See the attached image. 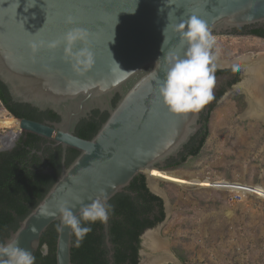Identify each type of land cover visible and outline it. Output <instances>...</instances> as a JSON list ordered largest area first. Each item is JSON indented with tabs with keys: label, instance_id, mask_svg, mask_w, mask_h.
Returning a JSON list of instances; mask_svg holds the SVG:
<instances>
[{
	"label": "water",
	"instance_id": "water-1",
	"mask_svg": "<svg viewBox=\"0 0 264 264\" xmlns=\"http://www.w3.org/2000/svg\"><path fill=\"white\" fill-rule=\"evenodd\" d=\"M193 14L214 34L264 23V0H0V81L14 103L52 110L62 118L53 128L20 120L21 128L54 141L64 156L68 148L79 152L5 243L15 240L34 255L49 226L60 223L61 202L74 203L72 198L78 196L85 203L99 198L108 204L140 174L149 190L163 199L149 187L144 171L171 172L164 169L165 162L198 133L202 109L196 114H171L152 73L163 78L166 65L163 59L156 62L164 52L184 55L186 48L174 26ZM69 17L74 23H66ZM72 28L90 33L94 63L83 74L73 70L63 45L54 50L47 47ZM33 44L43 46L34 54ZM81 46L77 43L73 51ZM117 94L120 98L113 106ZM93 109L107 110L109 117L91 140H85L75 135V127ZM4 150L3 144L0 153ZM43 209L47 216L42 215ZM78 210L79 206L73 211ZM109 220L110 216L103 227L111 250ZM162 224L141 236L140 264H158L163 253L150 247L147 235ZM43 249L47 254V247ZM71 249L72 233L65 228L58 232L57 264H73ZM112 255L110 251L111 260Z\"/></svg>",
	"mask_w": 264,
	"mask_h": 264
},
{
	"label": "rangeland",
	"instance_id": "rangeland-1",
	"mask_svg": "<svg viewBox=\"0 0 264 264\" xmlns=\"http://www.w3.org/2000/svg\"><path fill=\"white\" fill-rule=\"evenodd\" d=\"M215 38L223 60L264 49L249 38ZM244 103L225 97L216 105L197 158L168 173L146 172L168 212L156 233L179 264H264V122L245 118ZM0 110V135L12 130L4 138L11 140L20 127Z\"/></svg>",
	"mask_w": 264,
	"mask_h": 264
},
{
	"label": "trees",
	"instance_id": "trees-1",
	"mask_svg": "<svg viewBox=\"0 0 264 264\" xmlns=\"http://www.w3.org/2000/svg\"><path fill=\"white\" fill-rule=\"evenodd\" d=\"M0 98L7 108L16 113L18 117H31L30 114L33 111L23 114L16 109L31 110L29 105H11L13 103H11L8 90L1 81ZM236 99L240 108L243 109L245 107L244 99L242 97ZM118 100L119 98L116 97L114 104H117ZM217 101L203 117V128L184 147L188 154L193 156L192 158H197L200 155L209 136V119ZM108 117L109 114L106 113L100 122L94 121L90 124L83 122L79 127V137L91 140ZM37 139L38 137L32 134L22 136L12 150L0 153V243H5V240L19 229L22 221L44 199L60 175V172L56 175L43 174L32 169L34 164L42 163L37 154L31 155L28 160ZM78 155L77 150L69 149L67 165L70 166ZM180 155L183 161L186 160L185 154ZM57 157L56 155L53 158L51 165L55 166ZM183 165L182 162L172 160L168 166L180 168ZM108 204L111 205L109 231L112 249H108L106 245L103 223L97 222L92 225V231L79 247L76 246V238L72 234L71 257L73 264H139L142 234L147 229L154 228L163 222L166 217L164 201L149 190L146 177L142 174L136 176L130 185L123 192L116 194ZM58 224L59 222L51 224L43 234L41 245L34 254L35 264H57L58 231L56 229ZM43 246L47 247V254H44ZM110 251L113 252L112 260L109 258ZM182 258L180 257V259Z\"/></svg>",
	"mask_w": 264,
	"mask_h": 264
},
{
	"label": "clouds",
	"instance_id": "clouds-1",
	"mask_svg": "<svg viewBox=\"0 0 264 264\" xmlns=\"http://www.w3.org/2000/svg\"><path fill=\"white\" fill-rule=\"evenodd\" d=\"M66 23L72 24L74 21L69 17ZM168 26L167 24L163 29L164 40L161 52L166 44L165 33ZM174 31L179 35L181 46L186 48L184 55L181 57L171 51L164 52L163 57L156 62L159 64L163 59L166 65L163 78L161 79L156 72L152 75L159 83V97L171 114L177 116L196 114L213 99L214 72L217 67V55L213 49L216 38L209 30L207 23L195 14L191 15L187 21L176 24ZM89 37L88 30L72 28L63 35L61 40L52 41L47 47L54 50L63 45L65 57L72 64L73 70L83 74L94 63V55L88 46ZM77 43L82 46L74 52L73 49ZM42 46V44H33V53L38 52L39 47ZM72 199L74 203L65 200L59 204L60 223L56 230L62 232L67 228L74 234L75 244L79 247L92 231V225L108 221L111 205L99 198L90 203H85L78 196ZM78 206L79 210L74 213L73 210ZM48 214L47 209L42 210V215L47 216ZM0 264H35V256L19 247L18 243L13 240L0 243Z\"/></svg>",
	"mask_w": 264,
	"mask_h": 264
},
{
	"label": "flooded vegetation",
	"instance_id": "flooded-vegetation-1",
	"mask_svg": "<svg viewBox=\"0 0 264 264\" xmlns=\"http://www.w3.org/2000/svg\"><path fill=\"white\" fill-rule=\"evenodd\" d=\"M213 35L215 37H226L229 39L249 38L252 40L264 42V23L254 25V26H248V27H243V28L221 31L219 33L215 32ZM261 46L262 45L260 44L259 47H261ZM213 51L215 52V47H214ZM216 55H217V60H216L217 67H216V71L214 72L215 84H214V88H213V99L202 108V114H201V120H200L202 127L200 128V130L203 128V125H204L203 117L207 115L211 106L215 103L216 100H218L217 101V104H218L225 97L226 98H232V99L237 98V97H239V98L242 97L245 100L247 106H249V98L252 96L253 93H255L254 87L251 86L252 83L250 84L247 81V79H249V77H250L249 75L250 74L253 75V72H250V71H254V72L256 71L255 73H262V75L264 77V66H263L264 65V49L261 51H257V52L256 51H254V52H247V51L242 52L241 55H239L236 58L231 59V60H225V59L223 60L218 56V54H216ZM261 60H263L262 61L263 67L261 66L259 68L258 67L259 61H261ZM262 87L263 88H261L259 91V96H260V100L264 103V85ZM116 97L120 98V94H117L112 98L111 105H113V106L116 105V104H114ZM11 103H13L11 105L17 104V103H14L12 100H11ZM17 105H21V104H17ZM0 108H4V110L7 111V113L10 114V116H12L14 120H16V122L18 123V125L20 127L19 128L20 130H17L16 133H14V135L11 137V140L9 137L12 134H10V135H8V134L12 130L9 131V133L6 135H0V138L2 139V143L5 144V148H6V150H4L2 152H7V151L12 150L16 146V144L19 142V140L21 139L22 136L24 137L28 134H32V135L38 137V139L36 140V142H34L35 147L32 150V152H30V156L28 157V160L31 158V155L37 154V156H39V158L42 161V163L34 164V166L32 168L34 171H36L37 173L56 175L58 172H60V174H61V172L65 166L68 167V165H67L68 151H69V149H72V148H68L66 150V154L64 156L63 148L61 146H57L54 141H50L46 138H43V137L38 136L36 134H33L27 130H23L21 128L20 123H19L20 120H25V121L27 120V121H31V122H34V123L39 124V125H43V126H47L49 128H53V127H55V125L61 123L62 118L59 115H57L52 110H40L38 108H34V107L30 106L31 110H29L27 108H24V109L23 108H16L18 111H21L23 114L31 113L33 111V113L30 114V116H31L30 118H20L17 116L16 113H13L12 111H10L7 108V106L2 102L1 98H0ZM106 113L109 114V112L107 110L101 111L99 109H93L90 112H88L86 117L81 118L79 120V122L77 123V125L75 127V135L79 137V134H78L80 132L79 127L82 126L83 122H87L89 124L94 122V121L100 122L101 118ZM53 114H55L56 116H54ZM7 136H9L8 137L9 140L7 139V141H4V138L6 139ZM180 154H185L186 160L183 161L182 156ZM56 155L58 157L55 161L56 164L54 166L51 164L54 160L53 158ZM192 157L193 156L191 154H188V152L184 148L177 156L170 158L165 162L164 169L171 170V171L178 169V168L169 167L168 165L171 163L172 160L175 162L178 161V162H182V164H186L188 162V160L191 159ZM30 162L32 163L31 160H30ZM164 210H165V214H166L165 204H164ZM165 219H166V217H165ZM165 219H164V221H165ZM163 222L157 224L156 226L162 224ZM139 264H140V262H139Z\"/></svg>",
	"mask_w": 264,
	"mask_h": 264
},
{
	"label": "bare ground",
	"instance_id": "bare-ground-1",
	"mask_svg": "<svg viewBox=\"0 0 264 264\" xmlns=\"http://www.w3.org/2000/svg\"><path fill=\"white\" fill-rule=\"evenodd\" d=\"M262 61L263 60L259 61V65H258L259 68L263 65ZM250 72H253V75L249 73L250 77H249V79H247V81L250 84L252 83L251 86L254 87L255 93H253L252 96L249 98V108H248L247 112L245 113L244 117L247 115L251 118L259 119L262 122H264V105H263V102L260 100V96H259V91L261 88H263L262 86L264 85V77H263L262 73H255L256 71L255 72L250 71ZM2 113H3V111L0 110V116L2 115ZM1 142H2V139L0 138V147H1V145H3ZM150 171H154L156 173L158 170L153 169ZM146 172H149V171L145 170L144 173L146 174ZM162 172H164V171H162ZM166 173H168V172H166ZM148 180H149V177H148ZM149 187L155 192H160L159 186L154 181H150ZM147 236H148L147 238L150 240V243L155 247V249L160 250L163 253L162 256H159V258H157L158 264H175V259L169 253L168 246L164 242L165 239L160 238L157 235V233H151Z\"/></svg>",
	"mask_w": 264,
	"mask_h": 264
},
{
	"label": "crops",
	"instance_id": "crops-1",
	"mask_svg": "<svg viewBox=\"0 0 264 264\" xmlns=\"http://www.w3.org/2000/svg\"><path fill=\"white\" fill-rule=\"evenodd\" d=\"M245 118H251V117H249V116L246 115ZM251 119H253V118H251ZM255 120H259V119H255ZM260 121H261V120H260Z\"/></svg>",
	"mask_w": 264,
	"mask_h": 264
}]
</instances>
